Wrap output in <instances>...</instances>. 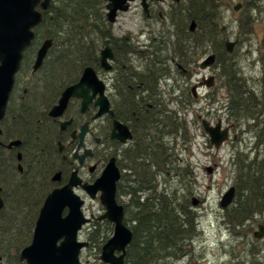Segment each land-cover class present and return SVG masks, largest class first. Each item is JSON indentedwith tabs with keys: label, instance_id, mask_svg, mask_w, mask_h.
<instances>
[{
	"label": "trees",
	"instance_id": "1",
	"mask_svg": "<svg viewBox=\"0 0 264 264\" xmlns=\"http://www.w3.org/2000/svg\"><path fill=\"white\" fill-rule=\"evenodd\" d=\"M263 1L247 0L244 4L238 20L243 36L252 34L257 20L253 16L261 12L258 4ZM105 4V0H49L47 7H37L42 19L22 53L15 86L0 122L2 143L22 142L18 148L0 146L4 200L0 210V264H26L21 252L32 241L45 199L59 187L53 178L60 170L64 172L63 182L68 178L67 161L61 159L57 146L63 137L49 110L65 82L76 81L88 66H100V47L110 40L126 49L119 53V65L129 66L120 69L123 95L127 97L131 87L139 84L143 85L138 91L148 95L144 102L135 99L133 103L140 115V137L131 154L125 153L130 173L119 184L117 194L124 206L125 223L133 232L124 264H172L193 251L199 225L193 205L196 199L191 197L197 179L189 161L193 136L186 115L197 102L190 88L191 76L210 54L216 57L219 86L209 91V105L223 100L228 121L235 127L245 125L257 139L250 152L235 148L230 157L235 198L224 210L223 220L240 242H247L248 250L254 244L249 243L252 227L264 225V92L240 78L234 53L227 52L223 1L172 0L164 14L167 24L163 22V29L156 32L150 29L149 43L141 45L137 40L126 41V35L114 36ZM193 21L194 32L190 30ZM47 39L53 40V46L34 73V58ZM143 64L148 66L140 69ZM153 73L157 83L159 74L164 80V99L158 84L152 82ZM174 80L179 82L175 90L169 88ZM177 89L181 93L175 96ZM221 90L226 92L225 99L219 98ZM113 232L112 223L96 219L87 233L89 245L102 249Z\"/></svg>",
	"mask_w": 264,
	"mask_h": 264
},
{
	"label": "water",
	"instance_id": "2",
	"mask_svg": "<svg viewBox=\"0 0 264 264\" xmlns=\"http://www.w3.org/2000/svg\"><path fill=\"white\" fill-rule=\"evenodd\" d=\"M107 21L111 24L116 22L119 11L129 10L130 2L135 0H106ZM144 12L148 15V1L141 0ZM164 1V0H160ZM41 0H0V120L4 117L5 109L8 104L10 93L14 86L15 75L19 69L22 59V52L33 39V28L38 26L42 15L36 9ZM48 0L43 1L42 5L47 6ZM240 4L234 7L239 11ZM190 30H196V23L193 21ZM53 45L52 39L43 42L38 50L36 61L33 65V72L38 71L50 48ZM234 42L227 43V51L232 52ZM114 59L110 48L106 47L101 51V64L105 70L111 69L110 62ZM216 57L211 54L201 64V69L213 66ZM100 86L101 101L108 107L109 103L105 98L103 82L98 81L94 68H85L82 78L77 85L67 88L61 95L59 102L50 111V116L58 118L62 116L68 106L72 96H81L79 90L82 87ZM199 86L210 89L215 86V78L204 79ZM196 95L197 86L193 87ZM85 108H83L84 110ZM105 112V111H103ZM102 112V113H103ZM70 121L61 124V131L66 130ZM202 126L210 139V143L219 150L225 141L229 139L230 127L222 128L221 121L212 126L209 121L204 119ZM2 130L0 129V135ZM75 136V133L73 134ZM80 145L82 144L84 130L80 133ZM126 138H122L125 142ZM1 144V143H0ZM20 140L12 141L6 145L8 149L20 147ZM59 151H63V145L59 144ZM21 160V154L18 155ZM22 172V166L19 165ZM207 172L212 173V168ZM61 173H57L54 181H60ZM120 179V172L111 160L102 175L97 181L90 185L83 183L77 171H74L68 181L62 187L55 188L45 199L40 209L36 221L33 238L31 243L21 252V260L26 264H83L81 262V252L89 246L87 241H81L79 233L85 225L91 222L84 214L83 208L85 200L76 193L77 188H81L91 198L95 199L100 193L99 199L105 213L99 220H108L114 225L113 236L102 248L101 260L104 264H124L127 247L132 241L133 232L125 223L124 206L117 201V182ZM0 186V210L4 207V200ZM235 198V187L232 186L224 194L220 205L228 208ZM197 200L193 205H197ZM67 211V213H65ZM257 238H264V225H259L255 232Z\"/></svg>",
	"mask_w": 264,
	"mask_h": 264
},
{
	"label": "rangeland",
	"instance_id": "3",
	"mask_svg": "<svg viewBox=\"0 0 264 264\" xmlns=\"http://www.w3.org/2000/svg\"><path fill=\"white\" fill-rule=\"evenodd\" d=\"M223 1V25L228 33L229 41H237L236 50L233 54L235 58V68L239 69L251 80L250 86L256 88L258 91L264 92V1L258 4L261 14L256 12L253 18L257 19L253 25V32L247 37L243 36L239 31L238 20L243 16L244 8L240 11H234V7L238 3L245 4L247 0H222ZM172 0H166L164 5V12L169 10ZM106 13V9H104ZM163 22L166 23L165 17L163 21L156 19L149 28L145 22V16L141 10L139 3L131 5L128 12L120 14L117 22L112 27L113 34L123 36L132 34L139 37L138 45L142 43H149L148 31L154 29L159 31L163 29ZM167 24V23H166ZM147 31V33H145ZM142 33L144 35L142 36ZM261 48V50H260ZM216 75L217 72L211 70H198L196 74L191 76L190 88L201 81L204 76ZM216 85L219 86V80ZM215 85V86H216ZM221 99L224 98V90L220 91ZM209 90L204 87H199L196 93L197 102L189 109L186 115L187 121L191 127L192 140V156L190 163L193 165V170L196 175L197 184L194 185L195 193L191 197L199 201L195 207L198 214L199 234L195 240L196 250L194 256L204 260L206 264H236L243 262V264H261L264 261V240L256 243V238L250 236L251 246L246 248L247 242H240L238 236L229 230L224 220V210L220 205L224 194L233 186V172L230 167V157L235 148H240L245 152H250L257 142L254 135L250 132L244 136L247 145L239 139L240 133L237 131L238 138L233 144H224L219 150H216L210 143L208 135L202 127V120L209 118L210 98L208 97ZM222 107H221V106ZM218 116L227 117L224 114L223 100L216 103ZM246 128V127H245ZM239 139V140H238ZM232 140V139H231ZM188 157V155L186 156ZM207 167L215 169L212 174L207 173ZM85 200L84 213L91 222L87 224L81 234V241H88L87 233L90 231L93 222L104 214L105 210L102 207L100 200L90 199L82 190H76ZM254 230L257 226L252 227ZM113 233L109 234L111 238ZM246 241V240H245ZM90 244V242H89ZM253 251V253L251 252ZM102 249L91 247L89 245L83 250L80 258L84 264H103L101 260Z\"/></svg>",
	"mask_w": 264,
	"mask_h": 264
},
{
	"label": "flooded vegetation",
	"instance_id": "4",
	"mask_svg": "<svg viewBox=\"0 0 264 264\" xmlns=\"http://www.w3.org/2000/svg\"><path fill=\"white\" fill-rule=\"evenodd\" d=\"M43 1H45V0H41V2L38 5H40V4L42 5ZM175 1H178V0H175ZM48 3H49V0H48ZM48 3H47V5H48ZM134 3L140 4L141 10L145 16V22L147 23L149 28L152 25L151 23L153 21H155L156 19L163 21V18L165 17L164 5L166 3V0H164V1L149 0L148 1V15L143 10L141 0H135L133 2H130L129 10L131 9V5ZM239 4L241 5L240 9H239V11H240L241 9L244 8V4L238 3V5ZM106 5H107V1L105 4V9H106ZM37 7H36V9H37ZM43 8H44V6H43ZM128 11H126V12H128ZM122 13H125V12H122V11L118 12L116 22H117L118 17ZM41 15H42V13H41ZM106 18H107V9H106ZM109 24H111V23H109ZM114 24H111V25L113 26ZM36 27L33 28V33H34V30ZM145 33H147V31ZM143 34L144 33H142V36H143ZM147 35L149 37L148 33H147ZM114 36L120 37V36H117L115 34H114ZM33 38H34V36H33ZM125 39H126V41L137 40V43H139L138 41H140L139 37H135L134 35L129 34V33L126 34ZM32 40H31V42H32ZM113 40H116V38H114ZM228 42H234L235 43V45L233 47V51L232 52L227 51L228 53L232 54L236 50L237 41H228ZM227 43H226V47H227ZM142 44H144V43H142ZM106 47L111 49L112 54L114 56V59L110 62V64H111L110 70H105L101 64V51L104 50ZM260 50H261V48H260ZM125 51H126V49H123L122 47H117L116 42L112 41V40H110V43H107L106 45L105 44L102 45L100 47V50H99L100 66L97 67L96 69L94 68V70H95L98 81L103 82V85H104L103 94L109 103L108 107L105 105V103H103L101 101L102 93H101L100 86H98V85L97 86L95 85L92 87H85L84 86L79 90L81 96H72L70 98L68 106H67V108H66V110L62 116H60L58 118H53L49 114L51 119H53V121L58 125L59 132L63 137V139H61L57 143L58 153L61 155L62 160L67 161V172H69L67 180L65 182H63L64 172L62 170L57 171V172L61 173L60 181H58V182L55 181L56 183L59 184V187H62L68 183V181H69V179H70V177L74 171H77L78 176L83 181V183H88V184L92 185L102 175V173L105 170V168L107 167L108 163L111 160H114V163L120 172V179L117 182V192H116L118 194L119 184L130 173V170H128L129 168H128L127 164H125L124 156H125L126 152L129 153L126 156H129L131 154L133 147L136 145L137 139H139V137H140L139 136V129H138V126H139L138 120H139L140 115L138 112V107L137 106L135 107L133 105V103H135L134 102L135 99H138V100L144 102L147 99L148 95H147V93H144L143 91H138V90H141L143 84H139L137 86H132L131 90H129V92H128L127 97L123 95V93L120 89V86H119V82H120V79L122 77L120 69L123 70V69L128 68L129 66L127 64L120 66L119 60H120V54L124 53ZM37 53H38V51H37ZM37 53H36V56L34 58V63H35L36 58H37ZM147 66H148V64L147 65L143 64L140 66V69H144ZM88 67H92V66H88ZM84 70H85V68H84ZM84 70L81 72V74L79 75V78L76 81L64 83L63 89L59 94V98H58L57 102L50 108L49 113L53 109V107L58 104L62 93L67 88L74 86V85H77L80 82ZM209 70H211L212 72H216L215 71V63L213 64V66H211L209 68ZM239 73H240V78H242L247 83H249V85L252 83L251 80L249 79V77H247L244 73H242V71L240 69H239ZM210 76L216 78V75H210ZM203 79H204V77H202L200 80L203 81ZM15 81H16V78H15ZM15 81H14V86H15ZM162 81H164V80L161 79L160 74L158 75V83H157V75L155 73L152 74V82L158 84L157 90L159 88V91L162 93V98H163V90L165 91V87L164 86L161 87V84L164 85V82H162ZM170 83H172V84L169 85L170 86L169 88H173L174 90L177 88L176 86L179 84V82L177 83V81H175V80L170 81ZM14 86H13V88H14ZM254 89H256V88H254ZM191 90L193 91L192 88H191ZM180 93L181 92L177 89L175 96L180 95ZM164 97L165 98L167 97L166 94H164ZM158 98L160 99V96H158ZM195 99H197V98H195ZM215 105H211V107H210L211 111H209L208 121L211 123L212 126H215L219 121H221L222 128L230 127V139H228L227 142H225V143L226 144H233L234 142H236L237 138H238L237 131H239V133H240L239 139L241 140V142L243 141L245 143V145H247V143H246L247 139H245L244 136L246 134H248L249 130L245 128V125H244V127H241V128L235 127L234 124H231L228 121L227 117L218 116V113H217L218 110H217V107L215 108ZM133 107H135L136 110H134ZM83 108H85V109L83 110ZM103 111H105V112H103ZM4 116H5V114H4ZM3 119H4V117L0 120V122L3 121ZM68 121H70V124L67 126L66 130L61 131V124L68 122ZM0 129L2 130V134H3L2 126H0ZM82 130H84V136H83L82 144L80 145L81 140H80L79 135L82 132ZM74 133H75V136H73ZM122 138H126L125 142L122 141ZM231 138H232V140H231ZM0 143H1L0 146L6 147V145H7V144L2 143L1 141H0ZM60 143L64 147L62 152L59 151V146H60L59 144ZM191 146H192V144H191ZM14 148H18V147H14ZM191 156H192V154H191ZM19 165H21V164H18V168H19ZM191 167L193 168V165H191ZM22 169H23V167H22ZM19 171H20V169H19ZM214 171H215V169L213 170V172ZM22 172H23V170H22ZM76 190L79 191L82 189L77 188ZM82 191L84 192V190H82ZM99 196H100V193H98L97 197L95 199H92V200H96L97 198L99 199ZM119 198H121V197H119ZM117 201H118V195H117ZM197 204H199V201L197 202ZM84 209H85V205H84L83 211H84ZM225 209H227V208H223V210H225ZM195 210L197 211V209H195ZM65 213H67V211ZM259 225H263V224H258L257 229L254 230L253 234H254V237L260 241V240H264V238L260 239V238H257L255 236V232L258 231ZM113 227H114V225H113ZM82 230H81V232H82ZM199 231H200V229H198V234H199ZM81 232L79 233V238H80ZM197 238L198 237L196 236V238L194 239L192 253L190 255H187V256L178 257L176 259V261H174L172 264H206L204 262V260L194 256V254H195L194 251L196 250L195 240ZM82 252H81V254H82ZM236 264H243V262H237Z\"/></svg>",
	"mask_w": 264,
	"mask_h": 264
}]
</instances>
